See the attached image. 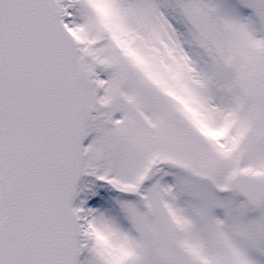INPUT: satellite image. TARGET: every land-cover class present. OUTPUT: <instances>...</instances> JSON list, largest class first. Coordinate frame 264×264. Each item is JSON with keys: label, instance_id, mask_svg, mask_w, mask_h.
Returning a JSON list of instances; mask_svg holds the SVG:
<instances>
[{"label": "snow or ice", "instance_id": "1", "mask_svg": "<svg viewBox=\"0 0 264 264\" xmlns=\"http://www.w3.org/2000/svg\"><path fill=\"white\" fill-rule=\"evenodd\" d=\"M0 264H264V0H0Z\"/></svg>", "mask_w": 264, "mask_h": 264}]
</instances>
